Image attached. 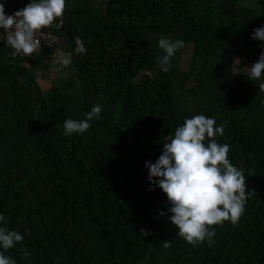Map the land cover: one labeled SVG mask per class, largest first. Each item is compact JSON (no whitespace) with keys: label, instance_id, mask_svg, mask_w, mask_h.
I'll list each match as a JSON object with an SVG mask.
<instances>
[{"label":"rangeland","instance_id":"rangeland-1","mask_svg":"<svg viewBox=\"0 0 264 264\" xmlns=\"http://www.w3.org/2000/svg\"><path fill=\"white\" fill-rule=\"evenodd\" d=\"M11 1L0 0V3ZM154 1L165 3L169 19L170 6L176 8L180 22L162 30L156 27L161 20L158 17L146 15L140 19L136 14L127 13L124 0H66L63 27L56 33L53 46L34 59L12 58L1 36L0 169L5 175L21 177L15 185L18 197L8 199L2 207L1 215L5 220L0 221L1 227L18 231L27 211L35 218L37 199L31 194L30 186L39 190L38 200L46 196L44 201L53 200L50 198L53 184L66 187L72 183L90 198L99 194L97 181L74 176L51 165L44 148L54 151L59 143L68 146L71 138H80L88 146L84 157L85 164L91 167L94 166L93 150L118 151L112 133L96 120L90 121L91 127L83 134L68 136L63 129L66 119L82 120L96 104L102 107L101 120L109 124L116 120L119 108L113 107L111 102L118 90L109 75V58L114 51L119 53L136 45L153 49L161 56L160 38L183 40L185 46L171 59L168 71L171 79L169 100L176 117L203 114L215 118L214 127L222 125L223 128L234 121L264 137V91L258 89L264 82V74L256 81L246 76L249 67L264 51V41L252 37L254 29L264 27L262 0H233V10L242 11L251 21L248 26L224 12L221 4L228 0ZM130 18L131 25L139 22L143 25L134 33L135 42L126 44V23ZM94 28H99L98 34ZM76 36H80L85 45L83 55L74 53ZM60 51L73 52L72 64L67 68L61 69L56 63ZM17 67L32 81L20 75ZM140 73L142 71H136L132 81L148 90L152 79L145 72L139 76ZM225 143L226 139L222 144ZM117 157L121 159L122 156L116 153ZM45 173H48L46 179L40 181L39 176ZM127 196L139 202L143 195L131 190L123 201ZM252 208L259 209L260 217L251 222L253 225L248 224L246 230L249 236L256 238L260 235L257 231L264 229V199L254 201ZM158 239L176 241L167 237ZM22 249L30 253L27 258ZM4 255L14 258L16 264H40L37 250L24 240ZM134 264H145L144 258L139 257Z\"/></svg>","mask_w":264,"mask_h":264},{"label":"trees","instance_id":"trees-1","mask_svg":"<svg viewBox=\"0 0 264 264\" xmlns=\"http://www.w3.org/2000/svg\"><path fill=\"white\" fill-rule=\"evenodd\" d=\"M123 3L127 13L136 14L137 18L151 15L161 19L156 27L162 30L181 20L177 9L171 6V19L167 17L163 1L124 0ZM260 3L263 5L264 1ZM234 7L233 0L221 4L225 13L248 26L251 21L242 11H234ZM131 20L126 23V44L135 42L134 33L143 25V22L131 25ZM62 27L63 24L59 30ZM98 30L94 28L93 31L98 34ZM158 57L153 49L134 45L126 51H114L109 58V75L118 90L111 105L119 108V112L110 124L100 118L96 121L112 133L117 152L93 150L94 166L91 167L85 164L84 153L88 146L80 138H71L68 146L59 143L54 151L44 148L51 165L74 176L97 181L100 192L90 198L72 183L66 187L53 184L50 196L53 200L44 201L46 196L38 200L39 190L30 186L31 194L37 199L35 218L25 212L24 224L18 231L24 236V242L37 250L40 264H134L139 257L144 258L145 264H264V229L257 231L260 235L256 238L249 236L246 230L248 224L260 217L259 209L252 208L254 201L264 199L263 136L232 121L226 124L222 136L215 137L219 144L227 140L230 162L243 169L246 191L254 193L249 196L238 224L225 221L215 226L211 246L207 239L193 246L178 235V229L170 220L172 205L167 195L149 181L146 162H156L167 142L165 137L174 133L185 120L183 116L176 117L170 105L171 79L168 72L158 66ZM17 68L28 82L32 81L24 70ZM136 71L145 72L152 79L148 90L132 81ZM116 153L121 154V159L115 158ZM47 174L39 176L40 181H44ZM19 180L20 176L5 175L0 169V215L8 199L18 197L15 185ZM131 190L141 192L143 196L139 202L130 196L123 201ZM141 229L149 235H142ZM159 237L176 241L171 248L165 249Z\"/></svg>","mask_w":264,"mask_h":264},{"label":"clouds","instance_id":"clouds-1","mask_svg":"<svg viewBox=\"0 0 264 264\" xmlns=\"http://www.w3.org/2000/svg\"><path fill=\"white\" fill-rule=\"evenodd\" d=\"M66 0H30L26 6L12 15L5 13L4 4L0 3V28L7 32L6 44L14 51L12 55L32 56L40 52L41 43L36 33L63 16ZM253 39L264 41V27L254 29ZM74 53L83 55L86 52L80 36L74 37ZM185 43L181 39L160 38L158 47L162 55L157 64L167 73L171 67V59L182 49ZM73 52L60 51L56 63L61 69L72 64ZM264 74V51L251 67L246 76L256 81ZM264 91V82L258 85ZM102 107L94 105L85 113L82 120L66 119L64 134H83L90 127V121L98 120ZM215 118L203 114L185 118L184 123L176 127L174 133L165 137L162 154L155 163L146 162L149 170V181L162 189L172 207L170 220L178 229V235L189 244L196 246L206 239L211 246L214 243L215 226L230 221L238 224L245 212L247 200L254 192L246 191V177L243 169L234 166L228 153L230 146L217 143V134L223 135V126H215ZM207 139L208 143L205 144ZM159 178L153 180V178ZM152 190V189H150ZM164 213L161 212V215ZM5 218L0 215V221ZM141 234L149 235L144 229ZM24 236L17 230L0 227V264H16L14 258L4 252L22 242ZM163 247L169 249L172 243L164 240ZM27 258L30 253L23 250Z\"/></svg>","mask_w":264,"mask_h":264},{"label":"built area","instance_id":"built-area-1","mask_svg":"<svg viewBox=\"0 0 264 264\" xmlns=\"http://www.w3.org/2000/svg\"><path fill=\"white\" fill-rule=\"evenodd\" d=\"M30 0H13L7 4H4L5 13L7 15H12L16 11L24 8L27 3H29ZM63 24V16L61 18H58L51 27L44 28L40 32L36 33L37 38L40 39L41 43V49L40 52L34 53L32 56H24L22 54H17L15 56L12 55V52L14 49H12L10 46L6 44L5 37L7 36V32L4 31L3 28H0L1 36L3 39V43L5 47L9 50L10 56L17 60H27L30 61L34 59L37 55L43 53L46 49L51 48L53 46L54 40H55V32L58 31Z\"/></svg>","mask_w":264,"mask_h":264},{"label":"crops","instance_id":"crops-1","mask_svg":"<svg viewBox=\"0 0 264 264\" xmlns=\"http://www.w3.org/2000/svg\"><path fill=\"white\" fill-rule=\"evenodd\" d=\"M0 38H1V31H0Z\"/></svg>","mask_w":264,"mask_h":264}]
</instances>
